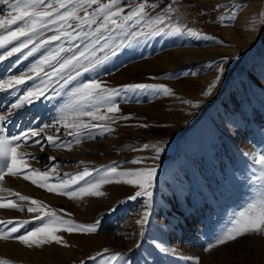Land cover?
<instances>
[{
	"label": "rangeland",
	"instance_id": "rangeland-1",
	"mask_svg": "<svg viewBox=\"0 0 264 264\" xmlns=\"http://www.w3.org/2000/svg\"><path fill=\"white\" fill-rule=\"evenodd\" d=\"M148 2L159 5L151 10L153 14L173 3L176 11L171 14L172 23L187 24L224 43L187 35L145 37L99 69L100 75L96 78L110 87L125 83H163L175 90L176 97L144 94L134 97L132 102H121L123 114L132 113L133 119L111 124L116 131L104 136L93 132L95 138H83L80 144H75V138L68 136L62 124L54 123L57 108L70 99L67 96L22 107L11 115L6 130L16 134L28 127L39 128L51 123L54 126L45 128L43 137L59 135L61 140L73 141L71 148L49 146L43 151L39 146L21 144L19 151L38 157L26 158L33 168L44 169L50 163L49 156L57 158L55 173L50 172V176L98 168L113 161L124 162L121 169L153 166L152 150L142 149V145L165 141L166 150L155 161L159 168L151 224L141 226L137 223L145 209L146 198L127 200L126 197L138 190L133 186L105 185L102 188L106 192L104 197L74 200L51 193L22 176L5 173L0 188L11 189V192L0 191L3 202L29 204V201L15 198L14 193H19L42 201L48 210H56L66 219L92 223L101 218L102 224L96 234L61 232L67 247L53 243L29 248L16 240L0 239V259L13 264H81L82 260L86 264H105L99 259L88 261L87 257L108 248L111 252L106 256L120 251L140 264H197L195 259L186 257H199V264H264V233L251 234L205 251L231 226L234 217L246 211L264 192L261 187L264 181L257 179L262 166L256 163L264 153V27H257L264 21V0H236L246 5L238 15L249 21L247 26H242L239 20L235 25L225 26L215 19L224 10L213 12V6L228 4L229 0H179L182 7L178 6V0ZM0 8L6 6L0 5ZM202 11L207 15H200ZM6 14L0 12V16ZM223 55L231 57L225 65L228 71L213 95L203 96L205 87L216 75L215 66L210 68L209 64L219 62ZM38 56L13 65L12 74H27ZM15 59L5 61L0 70L8 68ZM89 75L95 76V73ZM181 98L202 103L195 107L181 103ZM14 99L0 93V115H8L6 108ZM21 111L25 112L19 116ZM103 111L101 107L100 112ZM69 118L90 119L74 114ZM230 118L239 120V130L229 122ZM142 123L150 127L125 126ZM141 157L144 158L142 163L128 162ZM114 206L115 211L110 212ZM34 215L18 209H0V220L4 221L31 220ZM142 227L144 236L140 235ZM139 241H142L141 247L129 253ZM153 241L175 251L161 253ZM142 257H147V261Z\"/></svg>",
	"mask_w": 264,
	"mask_h": 264
},
{
	"label": "snow or ice",
	"instance_id": "snow-or-ice-1",
	"mask_svg": "<svg viewBox=\"0 0 264 264\" xmlns=\"http://www.w3.org/2000/svg\"><path fill=\"white\" fill-rule=\"evenodd\" d=\"M0 5L6 6L0 8V12L7 13L0 16V65L16 57L8 68L0 70V93L15 97L6 108L8 115H0V180L4 179L5 173L22 176L25 180H30L51 193L74 200L104 197L106 192L102 188L105 185L133 186L138 190L126 199L146 198L145 209L137 223L141 226L150 225L154 214L152 206L154 193L158 183L159 165L155 164V161L165 152V141L142 145V149L152 150L153 166L121 169V164L124 162L113 161L110 165H101L98 168H84L72 174L65 173L61 176L57 173L50 176V172L55 173L57 158L49 156L50 163L44 169L33 168L27 163L26 158L38 159V157L33 153L19 151L21 144L39 146L43 151L49 146L71 148L73 141L61 140L59 135L43 137L45 128L54 126L51 123L39 128L28 127L16 134L7 133L6 124L10 121L11 115L22 107L42 100L67 96L70 99L57 108L58 116L54 117V123L62 124L68 130V136L75 138V144H80L83 138H95L92 136L93 132H97L100 136L113 133L116 129L111 124L133 119L132 113L123 114L121 102H132L134 97L144 94L176 97L177 93L172 87L163 83H125L110 87L106 82L96 78L100 75L99 69L124 49L132 48L145 37L187 35L212 41H218V38L202 33L187 24L172 23L174 17L171 14L176 11L173 3H168L164 9L155 14L151 10L159 5L150 4L148 0H139V2L133 0L131 3L128 0H0ZM178 6L182 7L179 0ZM244 7L246 5L236 3V0H229L228 4H215L212 10L213 12L224 10L215 18L221 25H235L239 20L242 26H247L249 21L241 19L238 15ZM200 15L207 13L202 11ZM257 27H264V21ZM218 42L224 43L222 40ZM36 54H39L38 59L28 68L27 74L24 72L18 75L12 74L13 65ZM230 60V56L223 55L219 62L212 61L209 64L210 68L215 66L216 75L205 87L203 96L213 95L228 71L225 65ZM92 73H95V76L89 75ZM82 77L84 79H81ZM29 81L33 83L29 85ZM36 81L38 83H35ZM18 89H23V92H18ZM181 103L199 107L202 101L181 98ZM101 107L104 108L102 113ZM70 114L90 119H70ZM93 120L111 123H93ZM229 122L239 130V120L230 118ZM125 126L144 129L150 127L148 123ZM143 159L141 157L128 162L139 164ZM256 163L262 166L261 175L257 179L264 181V153L259 155ZM50 180H56L57 183L50 184ZM261 187L264 188V184ZM0 191L11 192V189L0 188ZM14 196L20 201L30 203L27 205L11 201L5 203L4 198H0V209H18L35 215L31 220H0V239L16 240L29 248L53 243L67 247L69 245L61 232L90 235L96 234L101 228V218L92 223H78L58 215L56 210H48V206L42 201L19 193H14ZM109 211H115V206ZM66 215L71 214L66 213ZM230 224L231 226L219 234L205 251L235 242L251 234L264 233V192L257 201L249 205L246 211L236 215ZM144 234L142 227L140 235L144 236ZM141 244L142 241L137 242L135 248L129 249L128 252H134L141 247ZM153 244L161 253L175 251L155 241ZM109 252L110 249L104 248L95 255L87 257V260L99 259L105 261V264H110L111 261H116L117 264H140V261H133L126 253L116 251L106 256L105 254ZM147 259L142 257L145 262ZM186 259H195L197 264L200 261L199 257H186ZM0 264H13V262L0 259ZM81 264H86V261L82 260Z\"/></svg>",
	"mask_w": 264,
	"mask_h": 264
},
{
	"label": "bare ground",
	"instance_id": "bare-ground-1",
	"mask_svg": "<svg viewBox=\"0 0 264 264\" xmlns=\"http://www.w3.org/2000/svg\"><path fill=\"white\" fill-rule=\"evenodd\" d=\"M24 112L25 111H21V112H19L20 114H19V116H22L23 114H24ZM19 120V119H18ZM23 120V119H22Z\"/></svg>",
	"mask_w": 264,
	"mask_h": 264
}]
</instances>
